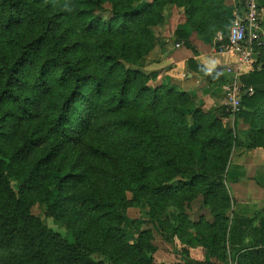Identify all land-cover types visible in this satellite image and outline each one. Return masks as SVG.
Returning a JSON list of instances; mask_svg holds the SVG:
<instances>
[{"label": "trees", "instance_id": "1", "mask_svg": "<svg viewBox=\"0 0 264 264\" xmlns=\"http://www.w3.org/2000/svg\"><path fill=\"white\" fill-rule=\"evenodd\" d=\"M218 1L176 0V4L183 6L188 23L195 29L201 31L208 24L219 27L226 43L230 25L220 8L222 0ZM74 2L0 0V38L15 36L18 39L12 41L17 46L15 55H0V111L4 108L0 118V126L4 127L0 133L4 143L0 148V242L7 238L8 232L12 241L19 242L21 229L28 232L27 237L34 230L45 231L30 215L32 204L26 194L37 188V179L45 169L48 173L55 169L56 175L52 178L56 187L74 181L65 189L70 205L68 215L77 218L85 214L79 207L81 200L83 208L92 213L104 212L102 217L109 220L116 214V208L127 204V194L154 204L153 200L169 196L190 199L188 197H196L200 192L204 204L213 211L229 208L231 197L225 186V171L232 148L264 149V48L257 50V64H261V68H254L242 83L238 110L233 112L228 106L223 115H232L236 121L249 126V133H245L249 140L244 141L237 139V131L232 138L231 130L224 128L219 119L197 108L191 111L193 103L184 95L166 86L152 89L146 85L156 79V75L148 77L128 71L120 64L122 57L112 47L114 39L136 40V32L141 31L139 20H145V26L151 23V15L161 0L146 4L137 12L126 0L122 7L117 0L115 3L113 0H86L78 14ZM103 2L112 4L110 13L114 14L107 23L94 14L95 10H101ZM168 2L174 0L165 3ZM238 3L242 8V0ZM92 21L94 25H90ZM145 26L143 45L135 41L131 49L136 54L143 51L146 56L152 50L153 39ZM91 38H95L96 43H91ZM183 45L190 49L187 42ZM130 62L141 66L137 60ZM205 75L212 82L223 79L218 72ZM220 110L224 113V108ZM41 116L44 120L39 124ZM34 122L36 126L31 129ZM4 123L12 127L9 132ZM22 127L28 132L27 138L21 135ZM108 129L116 136L115 149L105 137ZM51 136L63 142L57 143ZM62 144L71 148L68 165L55 152ZM122 148V153L128 156H124L122 167L116 166V169L112 157L115 150ZM28 155L31 165L18 177V162ZM142 155L152 156L165 172L159 177L153 176L152 180L153 171L151 166H146ZM88 157L108 160L104 178L95 175ZM181 158L186 159L188 165H195L197 160L201 172L182 169ZM180 174H185L186 179H179L177 189L170 188L167 181L182 176ZM12 180L18 181L20 192L13 190ZM60 204L61 199L57 197L48 210L55 213ZM260 214L245 217L232 212L229 229L218 226L222 234L219 238L226 242L238 264H264V249L258 248L264 245V215L260 217ZM216 216L221 217L222 223L227 220L223 212ZM74 224L68 226L74 228ZM166 228L161 223V230ZM107 231L110 232L111 227H107ZM68 248L72 252L62 257L51 255L52 249L46 256L35 252L30 258L23 255L10 264L67 263L87 259L90 253H95L77 243L69 244ZM126 250V256L132 261L133 256L140 255L137 264L144 260L142 254L150 247L139 239L135 245H127ZM129 251L134 254L129 255ZM143 264L150 261L144 260Z\"/></svg>", "mask_w": 264, "mask_h": 264}, {"label": "rangeland", "instance_id": "2", "mask_svg": "<svg viewBox=\"0 0 264 264\" xmlns=\"http://www.w3.org/2000/svg\"><path fill=\"white\" fill-rule=\"evenodd\" d=\"M74 1L77 9L75 13L78 14L79 11L83 10L85 7L86 0ZM113 1L115 3V0ZM117 1L119 3L121 1L119 6L122 7L124 0ZM154 1L155 0H126L127 3L133 5V8L135 7L133 11L136 10V12L140 11V9L146 4L153 3ZM166 1L167 0H161V3L156 5V8L151 15V23L148 22L145 26V20H139L141 31L136 32V40L130 38H115L112 46L117 49L118 55L122 57L119 62L124 69L143 73L148 77L153 74L156 75V79L149 80L146 83V85L152 89L164 86V84H162L163 79L161 78L162 73H160L162 71H159V68H156V66L152 65L150 62V60L156 57L154 56L155 49H161L157 55V57L160 58V56L162 57L163 55L162 44H164V42H172L173 45L187 42L188 34L184 33L186 27L196 30L192 23H188L183 6L176 4V0H174L173 3H165ZM111 6L112 4L109 2H103L101 4V10H95L94 14L98 16L99 20L107 23L114 17V14L110 13ZM94 24L95 22H90V25ZM144 26L146 30L152 34L153 39L151 41L153 43L152 50L146 54V56L143 51L140 52V54H136V52L133 51L134 49H131L134 47V44L136 45L135 41H137L140 46L143 45L144 38L142 29ZM178 32L184 34L178 35ZM17 40L18 39L15 36H4L3 38H0V55L2 57L15 55L17 46L12 41ZM91 40V43H96L95 38H91ZM149 43L150 40L147 42V45H149ZM128 47L129 49L127 50ZM136 60L141 66L130 62ZM232 73H226L228 75L227 78L225 80L222 79L215 88V90L219 89L218 92L222 98L221 103H223L221 105L216 104L213 100L209 103L203 102V95H200L199 93L197 94L195 92L197 89L195 88L191 91H184L179 89V87L175 89L169 87V89L174 90V92L179 95H184L190 102H192L193 105L190 107L191 111L197 108L203 113L219 119L224 128L231 130L232 138H234L235 135L234 131H237V139H243L246 141L249 140V135H245V133H249V127H243L242 121H236L232 115L229 117L223 116L227 113L228 105L230 103L228 88L231 87L233 82ZM221 83H223V85ZM201 88L208 89V86L204 83ZM221 108H224V113L220 110ZM2 109L4 110V108ZM2 112L0 111V118L3 115ZM134 114L136 115V112H134ZM43 120L44 116H41V122L37 121L41 124ZM5 126L6 132H9L12 129L10 126ZM34 126H36V122L33 123L31 129H33ZM3 128V126H0V133L3 132ZM245 129L246 131H244ZM21 130V135L24 134L27 138L28 132H25L24 127H22ZM104 133L107 141L111 142L112 148L115 149L116 146L114 145L113 140L116 136L114 131L108 129ZM50 138L51 140L55 138L54 140L57 143L63 142L60 138L52 136ZM238 143L239 142L237 141V144ZM177 145H181V143ZM3 146L4 143L0 137V148ZM50 146L51 143L49 144V147ZM57 149L58 148L55 149V152L58 153V156H60L65 164L68 165V156L71 155H69L71 151L69 145L62 144V148H59L60 150L58 151ZM254 149L256 148H246L244 146L232 148L227 164L228 166L225 171V186L229 191L231 204L227 209H216L214 211L204 204L203 195L200 192L196 197H188L190 199H176L177 197L169 196L158 199V201L153 200L154 204H149L145 199H139L131 194H127V204L116 208V214L109 220L102 217L104 212L92 213L91 211H88V209L86 210V208H83L80 202L81 200L79 201V207L85 212V214L84 217L77 218L74 215H68L70 205H68L69 201L65 189L66 186L68 187L74 181L70 180L61 188L56 187L55 180L52 178L56 175L55 169L50 173L45 169L37 179V188L26 191V194L30 199L29 201L32 204L30 207V215L38 220L40 227L45 228V231L37 232L34 230L29 233L30 236L27 237L28 232L21 229L18 232L20 237L19 242H16V240L12 241L8 232L7 238L0 242V264H10L23 255H27L28 257L26 258H30L35 252L46 256L52 249L51 255L62 257L66 252H72L68 246L69 244L72 245L74 243L86 247L90 252L95 253H90L87 256V259L82 258L81 260H74L67 263H65L66 261L64 263L59 261L58 264H136V261L140 259V255L133 256L135 262L130 260L126 256V246L135 245V242H138L139 239L144 241L145 245L150 247V250L147 253L143 252L142 254L144 255V260H149L150 264H238L235 257H233L232 252L228 251L226 242H223L219 238L222 234H219L218 226H221L223 230H228L232 212L237 211L236 213H241V210H244L243 212L249 211L245 206L243 207L233 201L231 195L234 191L231 192L230 184L227 183V170L231 163L237 162L241 155L240 152H249ZM260 149L264 151L263 148ZM122 150L124 149L122 148L120 150H115L116 152L114 151L115 157H112V163L115 167H122L124 164V156H128L122 153ZM175 152H179V149H176ZM184 152L185 150L182 153L183 156ZM141 157H145L147 167L151 166V172L153 171V174H151L152 180H154L153 176L157 175L159 177L165 172L160 168L159 163L153 159L152 156L142 155ZM30 159V155L20 158L17 166V169L19 170L18 177L19 174L22 176L25 173V169L30 167ZM88 161L90 168L95 172V175L102 178L106 176L109 166L108 160L102 161V159L88 157ZM127 163L128 161L126 164ZM181 163V166L184 165L182 169H190L197 173L201 172L199 165H197V160L195 165H188L187 160L181 158ZM64 174L65 172L63 175ZM180 175L182 176H174L168 181L165 180V182L167 181L170 188L177 189V182L179 179H186L184 176L185 174ZM167 176L168 175H166V177ZM11 183L13 190L15 192H20L21 188L18 181L12 180ZM107 192H110L108 188ZM82 195L83 193L80 192L81 199L83 197ZM57 197L61 199V204L57 208V211L53 213L48 210V206L52 205ZM222 212L227 219L225 223H222L220 216H216V214ZM73 222L75 223L74 228L69 227L68 225ZM161 223H164V226L167 227L166 230H161ZM107 227H111L110 232L107 231ZM171 229L174 231H171ZM222 245H224V247L221 248ZM133 254V252L129 251V255ZM89 259H92V261ZM144 260H140V263L143 264Z\"/></svg>", "mask_w": 264, "mask_h": 264}, {"label": "crops", "instance_id": "3", "mask_svg": "<svg viewBox=\"0 0 264 264\" xmlns=\"http://www.w3.org/2000/svg\"><path fill=\"white\" fill-rule=\"evenodd\" d=\"M216 1L219 3L218 0ZM238 4V0H222L220 8H222L224 17L230 25L229 29H231L234 20V13L238 12L240 14L242 11V8ZM259 5L261 35L264 37V0H259ZM204 26H206L205 29L201 31L186 27L184 33L188 34L187 42L190 49L185 47L183 42L176 45H173L172 42H164L162 44V57H157L161 49H155L154 56L156 57L150 60V62L156 68H159V71H162L160 72L162 73V84L167 88L175 89L179 87V89L184 91H191L195 88L197 89L195 90L197 94L203 95V102L209 103L213 100L216 104L221 105L223 103H221L222 98L218 92L219 89L215 90V88L222 80L212 82L208 80L205 73L212 74L218 72L223 80H225L228 76L225 72L226 68L231 67L233 71L232 77L234 78V75H236V83L242 88V83L248 74L254 68L259 70L262 65L257 64V57L249 64H240V57L237 52L221 51V47L227 44V42L223 43V31L219 27L214 28L210 24ZM190 63H194V65H190ZM204 83H206L208 89L201 88ZM221 84L223 85V83ZM238 85L236 86L237 88H239ZM242 126L249 127L243 123ZM240 153L241 155L237 162L231 163L228 167L227 183L230 184L231 192L234 191L231 195L233 201L243 207L245 206L249 211L243 212L244 210H241V213L234 211V214L248 217L257 212L261 213L260 217H263L264 151L256 148L249 152ZM258 248L264 249V245Z\"/></svg>", "mask_w": 264, "mask_h": 264}, {"label": "built area", "instance_id": "4", "mask_svg": "<svg viewBox=\"0 0 264 264\" xmlns=\"http://www.w3.org/2000/svg\"><path fill=\"white\" fill-rule=\"evenodd\" d=\"M233 23L229 32L227 44L221 47V51H235L239 54L240 64H249L258 56L257 50L264 48V37L260 28L259 0H242V11L233 15ZM227 74L232 73L231 67L226 68ZM236 75L228 88L230 98L229 107L234 112L239 108V94L242 89L236 83ZM238 85L239 88L236 86Z\"/></svg>", "mask_w": 264, "mask_h": 264}]
</instances>
